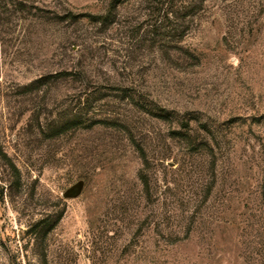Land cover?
<instances>
[{
  "label": "rangeland",
  "instance_id": "obj_1",
  "mask_svg": "<svg viewBox=\"0 0 264 264\" xmlns=\"http://www.w3.org/2000/svg\"><path fill=\"white\" fill-rule=\"evenodd\" d=\"M110 2L0 0V264H264V0Z\"/></svg>",
  "mask_w": 264,
  "mask_h": 264
},
{
  "label": "trees",
  "instance_id": "obj_2",
  "mask_svg": "<svg viewBox=\"0 0 264 264\" xmlns=\"http://www.w3.org/2000/svg\"><path fill=\"white\" fill-rule=\"evenodd\" d=\"M121 2H123V0H111L110 2V11H108V14L105 15V16H97V17H92V16H89V15H84V17L86 18H89V20L91 21H95V22H98L100 23L102 26H106L108 23H110L111 21L109 20L111 18V15L113 11H115V9L117 8V6L119 4H121ZM68 17L67 18H71L73 20L76 19V16L75 15H72L71 13L67 15ZM78 18V17H77ZM39 81V80H38ZM130 99L134 102V104L137 106V105H142L143 103L145 104L146 102L144 101L143 103L140 101L138 102L133 96L129 95ZM148 104V103H146ZM144 108H146L144 105H143ZM151 111H156V115L155 116H162V117H169V115L167 114V112L165 110H162L161 108H154V107H149ZM153 108V109H151ZM145 112L147 111L146 109H144ZM165 112V113H164ZM165 114V115H164ZM82 121L81 119V116L79 115H74L72 118L70 119H67L66 121H63L62 124H58V126H54L52 127L53 130L56 129V137L62 133H65L66 130H69V129H72L74 126H76L79 122ZM102 123H105V121H102ZM186 134V133H185ZM187 135V134H186ZM133 146L135 148V150L139 153L140 155V158L142 159L143 161V164L146 165L147 164V160H146V153H145V150L144 148L137 144L136 142L133 141ZM140 180L144 186V189L148 191V182H147V179H146V176L145 174L142 172V176L140 177Z\"/></svg>",
  "mask_w": 264,
  "mask_h": 264
}]
</instances>
